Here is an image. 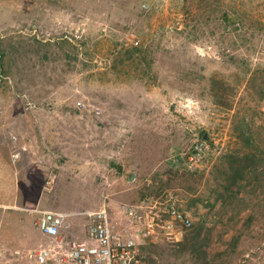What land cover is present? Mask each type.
I'll use <instances>...</instances> for the list:
<instances>
[{"label":"rangeland","instance_id":"1","mask_svg":"<svg viewBox=\"0 0 264 264\" xmlns=\"http://www.w3.org/2000/svg\"><path fill=\"white\" fill-rule=\"evenodd\" d=\"M205 1L0 0V260L57 245L38 211L68 213V239L83 238L90 213L122 223L121 203L186 164L192 180L162 193L204 221L213 264H264V0ZM213 76L231 107L206 92ZM227 150L256 167L223 198ZM178 249L150 244L148 259L199 264Z\"/></svg>","mask_w":264,"mask_h":264},{"label":"built area","instance_id":"2","mask_svg":"<svg viewBox=\"0 0 264 264\" xmlns=\"http://www.w3.org/2000/svg\"><path fill=\"white\" fill-rule=\"evenodd\" d=\"M197 154L194 150L189 158L194 160ZM119 209L126 216L122 223L114 221L113 211L103 208L90 213L85 236L72 240L66 233L68 213L40 210L34 224L57 245L41 244L24 252L16 249L0 264H151L147 244H179L194 224L190 212L169 191L139 203L123 202Z\"/></svg>","mask_w":264,"mask_h":264},{"label":"trees","instance_id":"3","mask_svg":"<svg viewBox=\"0 0 264 264\" xmlns=\"http://www.w3.org/2000/svg\"><path fill=\"white\" fill-rule=\"evenodd\" d=\"M207 2L208 5L210 4L214 6H218L219 3L221 4V0H207ZM239 16L240 14L231 11H225L222 14V20L233 25L238 22V18H240ZM134 50L135 49L128 51V53L130 54L129 58H134L135 54L140 55V49L138 52H135ZM211 80L212 81L209 82V85L207 88H205V90L212 96L214 103H216L217 105L224 104L222 106L226 105L228 107H231V101H229L226 96L229 85H225V81L215 76H213V79ZM246 134L247 133L245 131H242L241 133H239V137L244 138L246 144H250L251 135ZM178 162L183 163L184 160L179 156ZM255 167L256 165H254V160L249 154L240 156L238 152L227 150L226 152H223L220 156H218L215 163L213 164V170L216 173H219V175H217V180H220L219 178H221V180H224L228 183L226 186V191H223V195L220 194L221 197L224 198L226 194L230 196L229 191L231 190L232 186L238 185L239 181L245 177L247 170H254ZM167 172L168 177L166 179H164L163 177L159 178V184L155 185L154 189H149V192H145L144 198L152 195H160L164 189L172 187L174 185L176 186L178 185V183H180V181L187 182L192 180L197 171L191 169L188 165L185 164V167L182 169L170 168V170H168ZM190 188L191 190H194L193 187ZM197 200H200L198 196L192 199L191 202L193 203ZM204 226V221H199L196 225H194L192 235L190 237H185L184 241L180 243L181 249H178L177 251L180 253V255H192L193 258H195L194 261L198 262L199 264H213L215 257L213 256L212 258H210L208 255V250L206 249L210 235L209 233H207V235L202 237V230Z\"/></svg>","mask_w":264,"mask_h":264},{"label":"clouds","instance_id":"4","mask_svg":"<svg viewBox=\"0 0 264 264\" xmlns=\"http://www.w3.org/2000/svg\"><path fill=\"white\" fill-rule=\"evenodd\" d=\"M144 199H146V198H144ZM141 200H142V199H141ZM69 223H70V225H71V222H70V221H69ZM69 227H70V226H69ZM192 228H193V227H192ZM40 234H41V233H40ZM183 241H184V240H183ZM181 242H182V241H181ZM181 242H180V243H181ZM180 243H179V244H180ZM148 245H150V244H147V245L145 246V252L147 251V246H148ZM147 254H148V253H147Z\"/></svg>","mask_w":264,"mask_h":264},{"label":"water","instance_id":"5","mask_svg":"<svg viewBox=\"0 0 264 264\" xmlns=\"http://www.w3.org/2000/svg\"><path fill=\"white\" fill-rule=\"evenodd\" d=\"M122 169H123V168H122V166L120 165V166H119V171H122ZM133 177H134V173L132 174L131 179H133Z\"/></svg>","mask_w":264,"mask_h":264}]
</instances>
